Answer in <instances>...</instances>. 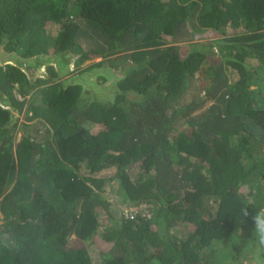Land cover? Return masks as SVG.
I'll return each mask as SVG.
<instances>
[{
    "label": "trees",
    "instance_id": "trees-1",
    "mask_svg": "<svg viewBox=\"0 0 264 264\" xmlns=\"http://www.w3.org/2000/svg\"><path fill=\"white\" fill-rule=\"evenodd\" d=\"M2 39L24 57L123 53L128 69L112 104L84 107L82 86L55 71L30 83L0 67L31 123L8 125L0 107V264L264 263L251 240L264 208V0H0ZM130 91L143 98L125 107Z\"/></svg>",
    "mask_w": 264,
    "mask_h": 264
},
{
    "label": "water",
    "instance_id": "water-1",
    "mask_svg": "<svg viewBox=\"0 0 264 264\" xmlns=\"http://www.w3.org/2000/svg\"><path fill=\"white\" fill-rule=\"evenodd\" d=\"M5 43L6 39H2L0 42V67L6 65L15 66L26 74L30 83H35L38 78L48 80L49 74L47 72V67L50 66L56 72V78L60 80L64 86L70 84H79L82 86L79 102L83 101L85 105H89L92 102L104 103L100 98L101 93L97 92L100 85L95 80L96 74H101L99 68L83 74H73L79 54H75L70 49H66L53 54L41 53L24 57L14 50L7 51L5 49ZM0 107L10 112V121L8 125L15 123L19 111L1 89Z\"/></svg>",
    "mask_w": 264,
    "mask_h": 264
},
{
    "label": "flooded vegetation",
    "instance_id": "flooded-vegetation-1",
    "mask_svg": "<svg viewBox=\"0 0 264 264\" xmlns=\"http://www.w3.org/2000/svg\"><path fill=\"white\" fill-rule=\"evenodd\" d=\"M5 49H6V46H5ZM75 54H78V53H75ZM79 56L81 57L80 54ZM79 58L76 60L75 70L73 74H83L91 70L94 71L99 68L101 70L102 75H98L97 73L95 80L100 85L99 87L102 86L104 89L101 92L100 98L104 101V104H108V105L112 104L114 99L116 98V95L120 93L118 83L124 76L122 75V72H123L122 67L126 66L125 59H124L126 58L125 54L121 56L122 59L118 57L117 60H115L114 57H111L108 59L107 58L102 59L98 57L95 59L85 60L84 62L80 63ZM118 59L122 60L120 64L118 63ZM112 60H115L116 64L113 63ZM97 63L98 65H96ZM53 71H54L53 68L47 67V72L52 73ZM37 81L38 79L35 81V83ZM55 81H57V79ZM97 92L100 93L99 89H97ZM125 100H126V96L124 97L122 102H124ZM80 103L82 106L84 107L86 106L85 102L82 101Z\"/></svg>",
    "mask_w": 264,
    "mask_h": 264
},
{
    "label": "rangeland",
    "instance_id": "rangeland-1",
    "mask_svg": "<svg viewBox=\"0 0 264 264\" xmlns=\"http://www.w3.org/2000/svg\"><path fill=\"white\" fill-rule=\"evenodd\" d=\"M48 28H51L52 29V34H55V32H56V30H57V25L55 26V25H50ZM211 34H212V32L210 31H208V32H205L204 34H202L200 37H198L196 40H194L195 42H199V43H203V42H206V41H208V39H210V38H212L211 37ZM209 37V38H208ZM183 45H186V44H183ZM201 47V45L199 46V48ZM186 47H183L182 49H185ZM119 55H123V53H121V54H119ZM127 58V57H126ZM125 58V63L127 62V60H128V58L126 59ZM128 67V65L126 66V68ZM128 69V68H127ZM122 75H124L123 74V72H122ZM233 75V77L236 79V78H238V74L237 73H233L232 74ZM67 76H69V75H67ZM122 77V76H121ZM99 89V92L101 93L102 92V90H104L103 89V87L101 86V87H99L98 88ZM142 98H143V96H141L140 94L138 95L137 93H134V92H132V91H130V92H127V95H126V100L123 102V104H124V106L125 107H127V105L129 104V102L130 101H133V102H135V101H141L142 100ZM209 105V103L208 104H206V106H208ZM16 121L20 124H23L22 122H24L25 121V124H31V123H28L26 120H25V118L23 117V115L21 114V113H18V116L16 117ZM29 129H31L30 127H29ZM99 129V127L98 126H95L94 128H93V131H97ZM20 135H21V133H17V136H16V139H19V137H20ZM113 171H114V169H109V170H106V171H104L103 173H102V176H105V178H107L108 176H110V175H112L113 174ZM105 193L109 196V197H111L112 195H113V189L112 188H109V186L108 185H106V187H105ZM0 222H1V220H0ZM75 236L73 235L72 236V238H74ZM96 244H98V248H99V246H102V245H104V244H102L101 242H99L98 243V241L96 242ZM97 253H98V250H97V248H96V246H91L90 247V255L91 256H97ZM254 259V261H253V263L254 264H264L263 262H262V260H261V258H253ZM244 264H252V263H250V260H248V261H244L243 262Z\"/></svg>",
    "mask_w": 264,
    "mask_h": 264
},
{
    "label": "clouds",
    "instance_id": "clouds-1",
    "mask_svg": "<svg viewBox=\"0 0 264 264\" xmlns=\"http://www.w3.org/2000/svg\"><path fill=\"white\" fill-rule=\"evenodd\" d=\"M239 214L242 218L248 217L250 215L248 205L242 206L239 210ZM251 217L253 223V238L251 240L255 243L259 250H264V208H256L254 213L251 214ZM235 242H239V239Z\"/></svg>",
    "mask_w": 264,
    "mask_h": 264
}]
</instances>
